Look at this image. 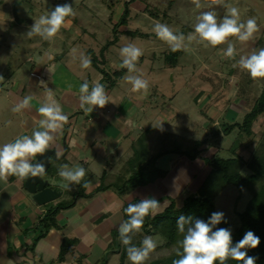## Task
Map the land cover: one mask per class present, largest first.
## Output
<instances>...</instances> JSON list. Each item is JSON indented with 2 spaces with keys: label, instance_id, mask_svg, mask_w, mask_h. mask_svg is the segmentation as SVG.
I'll use <instances>...</instances> for the list:
<instances>
[{
  "label": "rangeland",
  "instance_id": "rangeland-1",
  "mask_svg": "<svg viewBox=\"0 0 264 264\" xmlns=\"http://www.w3.org/2000/svg\"><path fill=\"white\" fill-rule=\"evenodd\" d=\"M126 1L0 0V76L27 82L28 77L33 74L31 67L43 68L47 57L43 56L40 60L36 52L41 51L43 39L39 36L29 38L26 33L39 16L46 15L56 5L72 4L75 15L66 18V23L59 32L64 35L65 46L62 47L63 40L60 44L55 39L51 40L55 47L58 46L59 55L63 56L61 63L72 74L85 75L86 79L89 77L90 89L99 80L100 74L92 65L88 69L80 66L81 54L100 60L98 54L103 48L105 61L100 67L111 74L120 69L117 65L121 62L119 51L122 47L134 43L143 52L134 75L149 82L148 95L131 90V85L125 80L127 69L111 87L106 82H100L105 85L108 95V104L102 108L103 111L107 110V120L118 116V108L127 107L133 113L132 121H136V126L150 125L188 143L203 141L198 159L214 155L225 159L236 154L247 161L264 136V114L253 120L248 135L236 127L225 135L221 133L220 127L240 123L260 93V81L251 79L240 69L239 59L264 48V0H201L202 4L210 6L201 8H196L193 0H136L137 3L132 5L133 9H128L125 27L121 25L114 29ZM225 5L239 9L241 22L254 17L259 28L247 42L242 43L235 37L229 39L236 49L233 58L224 54L227 43L216 48H206L195 41L186 40V47L181 49L173 66L163 60L170 47L153 32L156 21L168 25L174 33H183L187 37L194 31L197 16L205 11H214L220 21L227 14ZM15 18L20 22H16ZM126 30L136 31L142 36L129 35ZM75 39L73 44L69 42ZM28 57L31 62L27 61ZM91 70L97 74L95 79L90 78ZM120 139L121 145L116 157L119 152H129L127 137ZM107 158L112 157L107 155ZM183 159L187 161L189 171L192 170L193 174L183 173L182 176L185 167L174 163L164 178L181 187L173 197L176 207L181 206L185 196L196 191L207 169L204 165L205 170L195 173L196 166L202 168L201 159L195 164ZM240 174L245 176L248 171L243 168ZM178 175L187 182L180 183ZM77 185L75 190L79 191L80 187ZM248 198L245 190L228 184L212 201L214 210L224 213L226 228H230L231 233L238 225L237 213L244 209ZM146 236H152L157 246L163 244V239L157 234Z\"/></svg>",
  "mask_w": 264,
  "mask_h": 264
},
{
  "label": "crops",
  "instance_id": "crops-1",
  "mask_svg": "<svg viewBox=\"0 0 264 264\" xmlns=\"http://www.w3.org/2000/svg\"><path fill=\"white\" fill-rule=\"evenodd\" d=\"M135 3L136 0L129 2L128 9ZM71 30L78 34L75 28ZM63 36V33H58L53 41L55 39L60 44ZM53 41L43 40L41 51H36L37 58L41 60L46 56L47 61L43 68H30L33 74L27 82L3 75L0 81V146L14 142L18 137L31 135L33 130L39 128L38 120L41 117L38 108L47 100V89L53 90L54 99L69 118L68 123L55 134V141L49 148L55 151L56 158L55 161L50 159L49 167L56 171L53 175L45 172L42 176L46 185L59 193L57 198L37 205L25 191L24 179L11 176L7 182L0 181V264H100L104 257V264H118L119 253L115 246L120 241L117 236L113 238V233L118 232L123 223L122 206L133 198L173 199L181 187L168 178L164 180V174L154 183L130 189L124 196H118L112 189L95 192L101 174H116L119 171L123 161L130 156V143L145 127L136 126V121H132L133 113L127 107L120 106L118 116L108 120L105 118L107 110L94 108L88 113L81 109L79 87L83 82H88L89 77L86 79L85 75L72 74L61 63L63 56L59 55V48L54 46ZM75 41L69 40L71 44ZM64 44L63 40L62 47ZM70 49L71 46L67 50ZM27 61L31 62V59L28 57ZM93 70L90 71L91 79L97 75ZM98 79L100 82V76ZM26 96L33 97L30 107L14 113L12 108ZM133 104L136 105V102ZM126 137L129 140V152H119L122 156L116 157L121 145L120 138ZM56 153H60L59 158ZM106 154L112 158L108 159ZM183 158L176 154H164L156 160L155 166L167 173L174 163L179 164L185 167L182 176L183 173L189 175L192 170L189 171L187 161ZM199 160L197 158L191 162ZM65 164L69 168L83 167L86 170L81 184L87 183L88 187H81V194L76 198L77 184L65 188V182L58 176V170ZM205 169L203 164L201 169L196 166L195 173ZM179 175L178 181L186 183L187 180L185 182ZM61 203H70V206L55 212L57 228L49 229L44 236L32 242L35 222L47 210ZM63 238L73 240L74 243L69 246L62 260H58Z\"/></svg>",
  "mask_w": 264,
  "mask_h": 264
},
{
  "label": "clouds",
  "instance_id": "clouds-1",
  "mask_svg": "<svg viewBox=\"0 0 264 264\" xmlns=\"http://www.w3.org/2000/svg\"><path fill=\"white\" fill-rule=\"evenodd\" d=\"M196 8L210 7L204 5L201 0H193ZM227 14L218 21L214 11L202 12L196 18L194 31L187 37L183 33H174L172 29L159 21L154 23L153 32L156 37L167 43L171 51L175 52L186 47L185 41H195L204 47L216 48L227 43L225 56L233 58L234 45L229 42L235 37L240 42L249 41L259 30L256 19L250 17L246 22H241L239 9L232 5H225ZM72 4L64 3L56 5L46 15H41L34 21L26 35L31 38L39 36L48 41L53 39L66 23V18L74 16ZM121 62L117 65L120 69H127L125 80L131 85L133 92H142L148 95L149 82L134 75L137 72V62L143 55L142 49L134 43H129L119 51ZM80 66L83 69L91 67V58L85 54L80 55ZM239 67L245 71L251 79H264V48L253 51L250 55L239 59ZM3 77L0 76V81ZM32 96L24 97L15 107L14 113L30 107ZM80 108L91 113L94 108H104L108 104V95L105 85L95 82L90 89L87 81L79 87ZM39 128L33 130L31 135L18 137L14 142L0 146V181L7 182L11 176L24 179L27 177L43 176L46 172V162L36 159L44 156L55 141V134L68 123V116L62 107L54 99V92L47 89V100L38 108ZM10 123V122H9ZM59 158L60 153H56ZM86 175L83 167L69 168L62 165L58 170V176L64 181V187L79 184ZM83 187L87 188L85 183ZM160 209V202L154 197H147L139 203H130L125 209L128 219L118 228L119 239L126 246L127 256L131 264H144L150 254L157 247L152 236H145L140 247L132 244L133 236L144 225L145 217L155 215ZM224 222L223 212H213L207 221L195 219L192 216L180 215L177 219V229L183 234L179 241L177 255L180 257L173 264H225L229 259L238 264H256V257L249 256L248 250L256 249L260 244V238L252 231H247L241 240L233 244L230 228H216ZM215 228V230H213Z\"/></svg>",
  "mask_w": 264,
  "mask_h": 264
},
{
  "label": "trees",
  "instance_id": "trees-1",
  "mask_svg": "<svg viewBox=\"0 0 264 264\" xmlns=\"http://www.w3.org/2000/svg\"><path fill=\"white\" fill-rule=\"evenodd\" d=\"M131 1L133 0L125 2L123 11L113 26L114 29L125 25L128 16V3ZM125 32L133 36L136 34L142 36L136 31L126 30ZM102 52L103 48L100 49V54H98L100 60L94 56L91 57V65L100 74V82H106L108 87H111L115 80L122 77L126 69L115 70L111 74L105 72L100 67L105 61ZM180 52L181 50L173 52L169 49L167 54L163 56V60L168 65L173 66ZM258 80L262 87L252 107L243 115L240 123L227 124L220 127L222 134H229L236 127L248 135L253 120L260 114H264V79ZM202 144H204L203 141L188 143L166 131H158L155 127L147 126L141 129L130 143V156L123 161L119 171L116 174L105 172L101 174L95 192L112 189L118 196H124L134 187L154 183L165 174L164 171L155 166V162L159 157L164 154H176L192 161L199 158ZM200 159L203 165L207 167V170L203 181L196 191L185 196L182 199L180 207H176L173 199L170 197L158 198L157 200L160 202L159 211L155 215L145 217L143 227L133 236L132 244L136 247H140L144 237L149 234H157L163 239V244L155 248L144 264H173L174 260L179 259L180 257L177 255L179 249L178 242L183 239V234L177 229L178 217L180 215H190L195 219L207 221L211 214L216 212L212 204L213 199L228 184L240 190H245L249 196L244 209L240 213H237L238 225L232 233L233 244L241 240L247 231H252L260 238V244L256 249L248 250V255L257 258L256 264H264V136L259 140L247 161H244L236 154L225 159L217 155ZM243 168L248 171V174L245 176H241L240 174ZM55 171L48 167L46 174L53 175ZM77 187H80V189L74 195L75 198L80 196L83 184H79ZM139 202L138 198H133L122 206L123 222L128 219L125 212L128 204ZM70 203H61L54 209L47 210L44 216L35 222L33 229L35 236L32 242L44 236L49 229L57 228L54 219L55 212L58 209L70 206ZM226 226L227 224L224 219V222L215 227L226 228ZM116 236L119 239V233L114 231L113 238ZM73 243V240L63 238L58 260H62L63 255ZM115 249L119 253L118 264H124L125 261H127L126 264H131L127 256L126 246L121 241L115 246ZM104 262L105 257L100 264H104ZM225 264H238V262L229 259Z\"/></svg>",
  "mask_w": 264,
  "mask_h": 264
},
{
  "label": "water",
  "instance_id": "water-1",
  "mask_svg": "<svg viewBox=\"0 0 264 264\" xmlns=\"http://www.w3.org/2000/svg\"><path fill=\"white\" fill-rule=\"evenodd\" d=\"M16 22H20L15 18ZM36 159H43L46 162V171L50 164V159L55 161V151L49 149L44 156H38ZM47 183L43 180L42 176L27 177L24 178L23 187L25 191L30 195L31 200L37 204L42 205L48 203L58 197L59 193L46 185Z\"/></svg>",
  "mask_w": 264,
  "mask_h": 264
}]
</instances>
